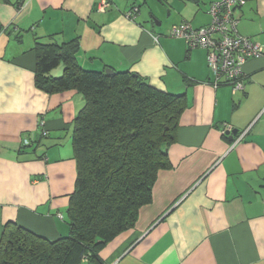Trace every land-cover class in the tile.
Returning a JSON list of instances; mask_svg holds the SVG:
<instances>
[{
    "label": "crops",
    "instance_id": "1",
    "mask_svg": "<svg viewBox=\"0 0 264 264\" xmlns=\"http://www.w3.org/2000/svg\"><path fill=\"white\" fill-rule=\"evenodd\" d=\"M100 1L0 0V240L10 222L50 240L70 232L72 133L85 102L37 88L35 43L52 37L78 40L87 71L133 72L185 96L172 169L159 173L135 227L102 249L104 263L264 264V55L245 64L244 90L215 87L207 51L169 32L208 26L219 0H108L105 12ZM235 17L264 49V0H246Z\"/></svg>",
    "mask_w": 264,
    "mask_h": 264
},
{
    "label": "trees",
    "instance_id": "2",
    "mask_svg": "<svg viewBox=\"0 0 264 264\" xmlns=\"http://www.w3.org/2000/svg\"><path fill=\"white\" fill-rule=\"evenodd\" d=\"M34 51L37 88L50 95L76 91L85 102L72 133L77 180L67 210L70 232L50 240L10 222L0 264H105L102 249L135 227L140 210L153 202L159 173L172 169L169 148L185 96L160 91L133 72L83 69L78 40L37 39Z\"/></svg>",
    "mask_w": 264,
    "mask_h": 264
},
{
    "label": "built area",
    "instance_id": "3",
    "mask_svg": "<svg viewBox=\"0 0 264 264\" xmlns=\"http://www.w3.org/2000/svg\"><path fill=\"white\" fill-rule=\"evenodd\" d=\"M27 0H18L23 7ZM246 0H219L209 7L211 22L208 26L194 28L190 23H182L171 28L169 34L174 38L186 41L191 49L200 48L207 51V62L215 76L214 86L229 85L233 92L242 91L245 88L244 71L245 64L250 59L260 58L264 55V49L252 39L241 35L238 31V19L235 11L245 6ZM108 0H101L98 10L105 12L109 7ZM138 12L133 9L128 16ZM47 135V133H43ZM243 136L238 137L241 141ZM31 141L24 140L28 146ZM59 215V218H62Z\"/></svg>",
    "mask_w": 264,
    "mask_h": 264
},
{
    "label": "water",
    "instance_id": "4",
    "mask_svg": "<svg viewBox=\"0 0 264 264\" xmlns=\"http://www.w3.org/2000/svg\"><path fill=\"white\" fill-rule=\"evenodd\" d=\"M1 30H2V28H1V25H0V32H1ZM106 72L109 73V74H113V71H112V70H107ZM228 134H232L231 139H233L234 136H235L237 133H236V132H228Z\"/></svg>",
    "mask_w": 264,
    "mask_h": 264
},
{
    "label": "rangeland",
    "instance_id": "5",
    "mask_svg": "<svg viewBox=\"0 0 264 264\" xmlns=\"http://www.w3.org/2000/svg\"><path fill=\"white\" fill-rule=\"evenodd\" d=\"M167 15H168V11H167ZM165 19V18H164ZM60 68H63V65H61V67ZM69 225V224H68Z\"/></svg>",
    "mask_w": 264,
    "mask_h": 264
}]
</instances>
